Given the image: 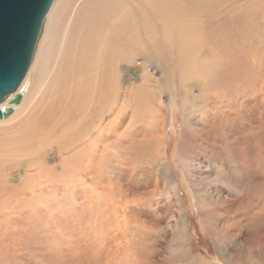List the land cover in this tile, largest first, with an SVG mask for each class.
<instances>
[{
  "label": "bare ground",
  "instance_id": "obj_1",
  "mask_svg": "<svg viewBox=\"0 0 264 264\" xmlns=\"http://www.w3.org/2000/svg\"><path fill=\"white\" fill-rule=\"evenodd\" d=\"M134 1L132 6L130 0H86L73 7L71 15L69 0L53 2L38 53L19 89L25 90V82L43 59L51 67L49 95L33 119L18 128L17 122L11 124V116L0 120L1 125H17V130L0 140V161L2 151L17 153L4 170L0 194L22 184L21 192L27 195L35 193L33 186L56 187L61 196L76 201L72 217L63 214L64 224L72 226L50 232L52 226L31 228L27 237L20 233L18 244L16 236L12 235L15 240L10 236V226L0 220V248L13 264H264V145L256 147V137L263 142L264 138L255 129L257 119L264 124V96L255 99L249 96L252 91L245 95L248 114L241 139L243 125L220 126L224 114L207 109L214 108L215 59L203 51L199 29L184 32L182 27L166 35L176 49L181 71L172 104L164 100L162 90L155 106L143 86L134 85L128 91L125 73L130 64H136L128 51L130 39L136 36L140 43L144 19L154 28L145 5L159 20L179 23L175 10L187 0ZM68 14L58 39L56 27ZM45 41L48 46L43 50ZM222 87L226 90L231 84ZM176 96L185 102L179 162L223 258L221 263L192 253L187 213L167 146ZM7 105L8 100L0 106ZM137 121H144V133L134 132ZM54 139L59 142L55 163L42 155L38 167L32 168V160L23 161L22 155L31 151L28 143L45 148ZM128 147L133 148L134 161L127 158ZM141 157L147 165L137 163ZM20 164L26 178L40 168L53 175L46 179L59 182L31 184L25 174L17 182L9 171ZM64 173L68 178L55 176ZM44 232L43 244L50 248L39 250L36 240ZM58 232L67 233L64 243L57 242Z\"/></svg>",
  "mask_w": 264,
  "mask_h": 264
},
{
  "label": "rangeland",
  "instance_id": "obj_2",
  "mask_svg": "<svg viewBox=\"0 0 264 264\" xmlns=\"http://www.w3.org/2000/svg\"><path fill=\"white\" fill-rule=\"evenodd\" d=\"M83 1L86 0H69L68 13L70 15L74 13L72 8L81 4ZM184 3L185 5L175 10V19L179 20V23L159 20L154 16L150 7L144 4L148 17L154 23V28L144 19L140 43H136V36L130 39L128 51L136 64L133 66L130 64L127 73H125L128 86L127 89L128 91H132L134 85L143 86L149 92L150 99L154 106L157 104V101H159L160 93L165 91L161 94L164 96V100L170 103L171 97L175 95L174 84H178L181 81V71L175 58L176 49L170 46L166 35L168 32H177L181 27L184 32L185 30H195L197 32V29H199L198 34L201 35L202 42H204L203 46L205 45L203 51L207 53V56L215 59L212 62V66H215V71L211 73L213 84L217 86L213 93L214 108L210 106L207 109L209 111H215L218 114H224L225 118H223L220 124L223 128H225L226 124H232L233 126L235 124L243 125L242 129H238L241 139L245 127V116L248 114L245 95L252 91V94L249 96L255 97V99H261V97L264 96V0H187ZM134 4L135 1L130 0V5L133 6ZM132 6H129V8L134 11ZM69 14L64 17L56 27L58 39L64 32V28L70 17ZM47 46L48 41H45L42 46L43 50H46ZM177 50L179 51L178 47ZM40 60L36 71L30 75L29 79L24 84V102L22 101L17 111L11 115L14 119L11 124L17 122L19 124L18 126L16 125L17 128L21 124L32 120L34 115L40 111L47 102L50 89L48 87V78L51 73V67L46 66L43 59ZM164 63L167 66H164ZM233 68H238V70L235 71ZM224 83L231 84V88L226 90L223 89L222 84ZM129 94L130 92L128 95ZM181 96L183 95L181 94ZM181 96H176L173 99L174 106L171 112V125L168 127V133L171 136L167 138L168 155L172 169L179 182L184 209L187 213L192 253L194 255L203 253L211 260L221 263L223 258L221 257L213 237H211L208 232L205 219L200 215L195 192L191 185H188L186 174L179 162V137L181 125L184 121L183 104L185 103ZM209 97L211 96L209 95ZM132 119L133 115L130 114L129 120L132 121ZM144 121H141V123L137 121L138 125L134 124V132L137 133V131H139L140 133H144V129H146L143 125ZM257 123L258 125H256L255 128L256 135L261 134L264 138V124H262L263 122L259 119H257ZM1 124L2 123H0V140L9 137L16 129V126H12L11 124ZM141 138V135L137 138L138 146H140L138 141ZM28 145L31 151L22 155V158L23 161L27 159L32 160L34 162L32 168L39 166L41 162L40 155L44 156L51 164L55 163L57 160L56 157L59 156L57 153L59 147L58 140L54 139L49 141V143L45 145V148L38 146V144L28 143ZM263 145L264 142L256 137V147ZM140 147H137V149L135 148L137 152L140 151ZM128 149L129 150L126 152V155H128L127 158L134 161L135 156L133 155V150L131 151L133 148L128 147ZM1 154L3 162L0 161V180L5 182V180H3L6 177L4 170H7V166L10 165L17 153L2 151ZM137 161V163L141 165H147L148 163L144 161L142 157ZM65 171L67 170H64V172ZM10 172V176L13 177L15 181L19 182L20 176L25 174V167L23 164H20L10 169L9 173ZM26 176L27 174L23 177L26 178ZM50 176L53 175L50 173L48 174L47 171L44 172L43 169L35 168L29 173L26 179L29 180L31 184L47 180L50 184L56 185L59 180H57V178L53 180L46 179ZM55 176L59 178H68L69 174H55ZM72 176L71 173V177ZM24 182L25 181H23V183ZM22 185L18 186V188H12L8 193L0 194V220L4 221L5 218V222L2 221V225H5L7 228L10 226V236L14 240L16 238L15 243L20 242L21 238L19 236L21 232L27 233V237L28 231L31 228L41 230L43 227L52 226L49 228V232L52 229L58 230L60 227L71 228L72 225L64 224L63 218H65V216H63V214L72 217L73 209L75 208L73 202L76 205L74 199L61 196L60 190L56 187H43L39 189L33 186L32 191L35 193L27 195L21 192ZM35 188H37V191L34 190ZM158 213L159 212H155L156 215ZM17 232L19 234H16ZM12 235L16 237L14 238ZM46 235V232L41 233L36 240V242L41 244L39 250L50 248L47 242L43 244ZM21 236L26 241V238L22 234ZM66 236V232H58L56 236L57 242L64 243ZM20 252L23 251L20 250ZM26 252L28 255L30 254L33 256L32 252L29 253L24 249V253ZM243 259L244 257H242L241 260L243 261ZM0 264H13V260L8 258L6 254L2 252L1 248Z\"/></svg>",
  "mask_w": 264,
  "mask_h": 264
},
{
  "label": "water",
  "instance_id": "obj_3",
  "mask_svg": "<svg viewBox=\"0 0 264 264\" xmlns=\"http://www.w3.org/2000/svg\"><path fill=\"white\" fill-rule=\"evenodd\" d=\"M55 0H0V120L22 103L19 90L37 52L45 19ZM12 95V97H10Z\"/></svg>",
  "mask_w": 264,
  "mask_h": 264
}]
</instances>
